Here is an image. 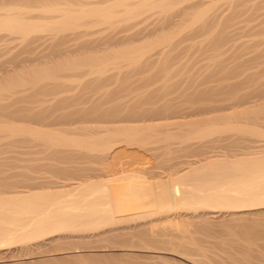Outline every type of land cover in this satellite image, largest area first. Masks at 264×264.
I'll return each instance as SVG.
<instances>
[{"label":"bare ground","instance_id":"1","mask_svg":"<svg viewBox=\"0 0 264 264\" xmlns=\"http://www.w3.org/2000/svg\"><path fill=\"white\" fill-rule=\"evenodd\" d=\"M201 1L175 8L139 0L121 11V0L103 8L42 5L51 21L12 17L20 3L0 14V38L20 39L0 48L13 68L0 64V153L8 150L0 157V264H120L132 256L121 247H141L154 262L166 253L184 261L173 264H264V125L251 123L264 122V81L254 68L255 75L240 69L264 61L257 47L264 39L247 45L235 37L264 32V0H223L225 16L213 3L162 33ZM152 6L155 21L117 38L160 32L152 54L85 53L112 44V28L135 24L128 21ZM89 20L110 30L84 39L88 28H79ZM43 30L61 35L44 37L33 55L29 44ZM200 33L204 40L189 41L194 53L216 61L202 58L200 72L170 71L171 40ZM69 36L81 39L68 45ZM242 52L250 56L241 60ZM239 71L241 80L227 81Z\"/></svg>","mask_w":264,"mask_h":264},{"label":"rangeland","instance_id":"2","mask_svg":"<svg viewBox=\"0 0 264 264\" xmlns=\"http://www.w3.org/2000/svg\"><path fill=\"white\" fill-rule=\"evenodd\" d=\"M19 1H21L22 2V0H19ZM19 1H17V0H0V14H3V13H5V12H7L8 10H10L11 8L13 9L15 6L17 7H19ZM24 1H27V0H24ZM24 1H23V4H21L20 3V5H24L25 6V8L24 9H22L19 13H17V15H16V13L15 14H13L12 15V17H14V16H16L17 18H20V19H24V20H26V21H44V20H46V21H51V20H53V16L52 15H46V14H44V13H42V5L43 6H53V7H64L65 6V4H68V5H70L73 9H80L81 8V6L82 7H84V8H96V7H98V8H103V7H106V6H108L109 4L111 5H116L115 3H117V2H119V0H44L43 1V3H42V0H28L26 3H24ZM122 1V3H124V4H120V6H116L115 7V9H117V10H119V11H121L122 9H123V7H125V5H127V6H131V7H133V6H135L138 2H139V0H121ZM160 1V0H159ZM162 1H164V4H174V6H175V8H180V7H182L185 3H187L189 0H176V1H173V2H170V1H168V0H162ZM203 1H204V3H203ZM46 2V3H45ZM115 2V3H114ZM216 4V6H217V8H216V10H215V12L217 13V14H219V15H221V16H225V15H227L228 13H229V8H227V6L226 5H224L223 3V0H202L201 1V4H200V6H197V8H194L193 10H188V13H190L191 12V14L189 15L188 14V16H186L185 17V19H184V21H182V23L181 24H178V26H177V24L175 25V26H173V27H171L170 26V28L168 27V28H166V29H168V30H166V31H164V32H162L163 34H166V33H168V34H172V33H175V31L178 29V28H180V27H182L183 28V26L186 24V23H189V22H191L192 21V19L194 18V15L197 13V12H199L201 9H203V8H206V7H208V6H210L211 4ZM46 4V5H45ZM155 4H157V2H155ZM117 5H118V3H117ZM79 7V8H78ZM199 7V8H198ZM158 7H156V6H152V7H149V8H147L145 11H144V13H141L140 15L138 14V16H135V17H133V18H131L128 22H129V24L130 23H135V24H133V25H131V26H129V27H127V28H129L128 30H125V29H127V28H125V29H122V28H120V29H118L119 27H114V28H112L113 29V31H112V29L110 30V29H108V30H106L107 28H106V26H103V24H101L100 22H98V21H96V22H94V20H89V22H90V24H88V21H87V23L86 22H84L83 23V26L81 25L80 26V28H79V30H81V31H85L87 28H88V30H86L85 32H87V33H85L84 35H82L81 37H84V39L86 38H91V39H95L96 37L98 38V36L101 38V37H103V36H105V34H107L108 33V31L110 30V32L109 33H111L112 34V36H114V39L113 40H111L110 39V42H112V44L111 43H107V46H106V44H99V45H101V46H98L97 48H93V49H90V50H88V53L87 52H85L87 55H93L94 57L95 56H100V55H106V53H108L109 54V56L108 57H124V56H126V55H130V54H132V53H135V52H138V51H144V52H147V54H149L150 52V50L151 49H153V46L156 44V42H158V39H159V35H161L160 34V32H155L154 33V35H153V33H150V35L149 34H146V36L144 37V35H145V33H141V34H139L138 33V35H136V36H134L131 40H129L127 43L126 42H122V41H120V43H119V41H117L118 39L117 38H119V37H121L122 35H125V34H129V33H132V32H135L136 31V29H140L142 26H144L146 23L148 24L149 22H152V21H155L156 20V18H157V16H158V14H157V9ZM262 9V10H261ZM260 9V11H264V8H261ZM246 13V12H245ZM244 13V14H245ZM242 14V13H241ZM240 14V17H238V22H237V24L236 25H238V24H241V22H239V21H241V19H242V17H243V19H245L244 17H245V15L244 14H242L241 15ZM51 17V18H50ZM242 19V20H243ZM177 20H178V18H177ZM93 22V23H92ZM86 23V24H85ZM251 23H253V21L251 22ZM146 24V25H147ZM89 25V27H87ZM124 25V23L123 24H119V26H123ZM139 26V27H138ZM86 27V28H85ZM130 27H133V28H130ZM82 28L84 29V30H82ZM89 28H91V30L92 31H94L93 32V34H92V31L89 29ZM176 29V30H175ZM91 31V32H88V31ZM99 32H98V31ZM134 30V31H133ZM175 30V31H174ZM181 30V29H180ZM112 31V32H111ZM125 31V32H124ZM170 31V32H169ZM174 31V32H173ZM261 31H264V30H261ZM125 34H124V33ZM1 33H5V31H3V32H1ZM245 33L246 32H243V33H239V34H237V35H235V37L236 38H238L240 41L241 40H244L245 41V39H246V41H248L249 40V38L250 39H253L252 40V44H253V42H254V39H256V38H262V39H264V32H260L257 36H255V37H253L252 35H255V34H252V33H249V34H247L246 33V35H245ZM61 35V33H58V32H55V31H53V30H43V31H41L40 33H39V37L38 38H35V39H33L30 43L31 44H29V47L33 50V55L35 54V51L38 49V52H39V49H41L40 48V44L42 43V41H43V38L44 37H51V36H58V35ZM86 34H88V36H86ZM114 34V35H113ZM252 34V35H251ZM149 35V36H148ZM3 37L2 38H0V48H4V47H12V46H18V44H19V42H20V39H18V37H16V35H12V36H9V35H2ZM117 36V37H116ZM140 36H142V37H140ZM155 36V37H154ZM81 37L79 38V37H72V36H69L67 39H66V43L68 44V45H73V44H75V42L78 40L77 38H79V39H81ZM140 37V38H139ZM144 37V38H143ZM197 37H199V38H197ZM203 37L204 38H206V34L204 33V34H202V33H200V34H195V37L193 36V38H194V40L193 39H182L181 41H187L188 40V42H180V40H179V43H178V40L176 39V41H175V39H174V41L177 43H174V42H172V40H171V46H172V49H171V52L173 53V54H176L175 55V59L174 58H172L174 55L172 54V56H170L171 55V53H170V57L168 56L167 58H171V59H173V60H171L170 62H172V63H170V65H169V67L171 68V70H170V68H169V70L170 71H172V69H174L175 71H176V73H180L181 72V70H182V73H184V71L187 69V71H189L188 69H190L191 71H189L190 73H194V72H198V71H194V72H192L193 70H197L198 68L199 69H203V68H205V67H207L205 64H204V66L205 67H202L203 66V62H205V61H213V60H215L216 59V57H215V59H213L214 58V54H215V56H217V54L218 53H216L215 51V53L214 52H212L211 54H210V52H209V54L210 55H212V59L213 60H210L209 58H210V56L209 55H205V54H202L201 53V55H200V53L199 52H196V53H194L195 51V47H194V45H192L191 46V44L193 43V42H195V40H196V42L197 41H199V40H201L202 41V39H203ZM233 38V39H236V38ZM71 38V39H70ZM76 38V39H75ZM74 39H75V41H74ZM137 39V40H136ZM233 39H232V43H234L236 40H238V39H236V40H234L233 41ZM248 39V40H247ZM193 40V41H192ZM204 40V39H203ZM73 41H74V43H73ZM131 41V42H130ZM141 41V42H140ZM189 41H191L192 43H190ZM230 41V40H229ZM250 41V40H249ZM249 41H248V43L247 42H243V41H241L242 43H247V45L249 44L250 45V43H251V41H250V43H249ZM256 41H260V40H256ZM237 42V41H236ZM261 42V43H260ZM259 42V44H260V46H257V47H264V42H262V41H260ZM37 43H39L38 45H37ZM117 43H119V44H117ZM229 43H231V41L229 42ZM229 43H225V45L226 46H228V44ZM238 43H240L239 41H238ZM237 43V44H238ZM109 44H111V45H109ZM114 44V45H113ZM194 44V43H193ZM102 45H104V47L102 46ZM171 46H170V48H171ZM39 47V48H38ZM230 47V46H229ZM229 47H227V48H229ZM154 48H155V46H154ZM13 49V48H12ZM156 50V49H155ZM154 50V51H155ZM170 50V49H169ZM251 49H249V54L250 55H252V53L253 52H251V51H253V50H251ZM152 51V50H151ZM224 51H226L225 50V47H224ZM247 51V50H246ZM245 51V52H246ZM32 52V51H31ZM37 52V51H36ZM149 52V53H148ZM248 52V51H247ZM95 53V54H94ZM243 53V55H241V60H243L242 58H244V57H247L249 54H245L244 52H242ZM29 55L28 56H32V53H28ZM85 54V55H86ZM99 54V55H98ZM150 54H152V53H150ZM208 54V53H207ZM222 54H224V53H222ZM218 55H220V58H218V60L219 59H221L223 56L219 53ZM246 55V56H245ZM249 55V56H250ZM7 56H8V54H7V52H0V64L2 63V66H3V68H5V69H8V70H11V69H13V68H11L12 66V63H10V62H8V60H7ZM156 56V55H155ZM154 56V57H155ZM209 56V57H208ZM222 56V57H221ZM224 56H225V54H224ZM243 56V57H242ZM248 56V57H249ZM75 57H77V56H74V58ZM111 57V58H112ZM152 57H153V55H152ZM205 59V61L203 60V59ZM240 59V58H239ZM238 59V60H239ZM244 59H246V58H244ZM237 60V61H238ZM207 61V62H208ZM216 61V60H215ZM206 62V63H207ZM250 63V64H249ZM247 62V63H245L244 65H243V67H241L240 69H242V71H244V68H245V73L246 72H248L249 70H251V69H255L257 72H255V70L253 69V71H254V73L255 74H257V73H259V75H257V76H259L260 77V79H259V77H257V76H255V78L258 80V81H264V72H262V70L261 71H259L258 72V70H260L261 68H260V65H261V67H264V66H262V65H264V61H262L261 63H258L259 64V66H256L257 65V63L256 62H252L253 64H255V66L251 63V62ZM4 64V65H3ZM250 65H251V67L252 68H250ZM249 66V67H248ZM155 67H159L158 65H154L150 70H152V71H154L153 69H157V68H155ZM246 67L248 68V69H246ZM257 67H259L260 69H257ZM199 70V72L200 71H203V70ZM262 69H264V68H262ZM173 70V71H174ZM178 70L180 71V72H178ZM184 70V71H183ZM247 70V71H246ZM242 71H239L240 72V74H239V72L238 73H236V77L235 76H233L234 77V79L232 78H229V80H227V81H239V80H241L246 74H248V73H250V74H253V75H255L253 72H251V71H249L248 73H246L245 75H243V73H241ZM188 72V73H189ZM262 72V73H261ZM108 73H110L109 71H107V72H105L104 74H108ZM262 75H261V74ZM237 74L239 75L238 77H237ZM0 75L2 76L3 74L1 73V71H0ZM243 75V77L241 78V76ZM249 75V74H248ZM0 76V77H1ZM3 78L5 77V76H2ZM3 78H0V80H3ZM238 80H237V79ZM262 79V80H261ZM244 87H245V85H243ZM262 100H264V99H262ZM259 102V101H258ZM261 102V101H260ZM259 102V103H260ZM258 103V104H259ZM261 103H264V101H262ZM262 105H264V104H262ZM235 120L236 119H234V122H235ZM237 122H238V120H236ZM247 122V124H248V120L246 121ZM251 122V121H250ZM250 122H249V124H250ZM224 123V122H223ZM239 123V122H238ZM238 123H233V124H238ZM242 123V122H241ZM252 123V125H254L255 124V127L256 126H258V125H261V123H262V125H264V122H260V120H256V121H252L251 122ZM240 124V123H239ZM238 124V125H239ZM251 124H250V126H252ZM261 125V126H262ZM262 129H264V126H262L261 127ZM262 132H264V130H261ZM261 138H264V137H261ZM236 139H241V138H236ZM242 140V139H241ZM237 142L235 143V147L234 148H238L237 146H240L243 142L242 141H244V140H242L241 141V143L240 142H238V140H236ZM240 143V144H239ZM8 150H6V152H7ZM3 153H0V157L1 156H4V155H6V154H8V153H6L5 152V150L4 151H2ZM5 152V153H4ZM228 235H226V237H227ZM229 237H231V236H229ZM115 248H117V247H115ZM120 248V247H119ZM119 248H117V249H119ZM129 250H128V249ZM126 249L125 248H123V247H121V249L125 252H130V253H132V256H130L129 257V260L128 261H126V262H123V261H119L120 262V264L122 263V264H138V263H142V264H148V262H149V264L151 263V264H155V262H156V264H163V263H166V261H167V264H171V262H172V264H173V260H178V261H181V262H183L184 263V261L182 260V259H180V258H176L174 255H171L170 256V254H167L166 255V253H164V255H163V253H161L162 254V257L160 258V257H157V255H159L160 253H156L155 254V256L157 257V260H156V257H154L155 258V262H154V259H153V261L150 259V258H144L145 256L143 255V251H145L144 249L142 250V248L141 247H127ZM121 249H119V250H121ZM132 249V250H131ZM137 249V250H136ZM141 249V250H140ZM118 250V251H119ZM134 250H136V251H134ZM136 252V253H134V252ZM148 251H150V250H148ZM151 251H153V250H151ZM141 252H142V254H141ZM137 254V255H136ZM160 254V255H161ZM136 255V256H135ZM141 255V256H140ZM159 255V256H160ZM165 255L167 256V257H165ZM140 257H142V258H140ZM176 258V259H174V258ZM167 258V259H166ZM168 258H173V259H168ZM144 259V260H143ZM146 259V260H145ZM159 259H161L160 261H159ZM166 259V260H165ZM148 260V261H147ZM162 260H163V262H162ZM172 260V261H171ZM177 260L175 261L176 263H178L177 262ZM129 261L131 262V263H129ZM139 261H142V262H139ZM152 261V262H151ZM118 262V263H119ZM134 262V263H133ZM138 262V263H137ZM154 262V263H153ZM159 262V263H158ZM175 262H174V264H175Z\"/></svg>","mask_w":264,"mask_h":264}]
</instances>
